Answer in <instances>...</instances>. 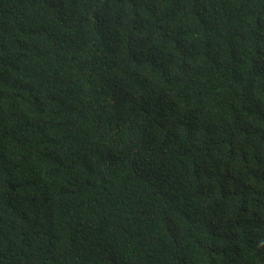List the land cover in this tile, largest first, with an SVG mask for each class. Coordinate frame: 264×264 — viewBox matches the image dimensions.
<instances>
[{
	"label": "trees",
	"instance_id": "16d2710c",
	"mask_svg": "<svg viewBox=\"0 0 264 264\" xmlns=\"http://www.w3.org/2000/svg\"><path fill=\"white\" fill-rule=\"evenodd\" d=\"M0 264H264V0H0Z\"/></svg>",
	"mask_w": 264,
	"mask_h": 264
}]
</instances>
